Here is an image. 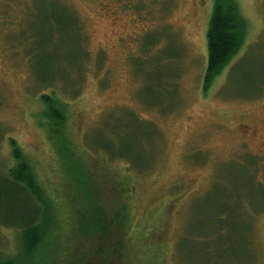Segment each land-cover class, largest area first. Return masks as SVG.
<instances>
[{
    "label": "rangeland",
    "instance_id": "rangeland-1",
    "mask_svg": "<svg viewBox=\"0 0 264 264\" xmlns=\"http://www.w3.org/2000/svg\"><path fill=\"white\" fill-rule=\"evenodd\" d=\"M234 1L247 36L204 91L215 0H0V189L12 139L65 231L69 206L126 205L136 227L165 221L163 264H264V0ZM51 90L67 105L59 137L39 125ZM13 220L0 205L17 259Z\"/></svg>",
    "mask_w": 264,
    "mask_h": 264
},
{
    "label": "trees",
    "instance_id": "trees-1",
    "mask_svg": "<svg viewBox=\"0 0 264 264\" xmlns=\"http://www.w3.org/2000/svg\"><path fill=\"white\" fill-rule=\"evenodd\" d=\"M71 20L69 29L79 36L82 44L85 37L78 30V19ZM247 32V22L241 16L237 3L234 0H215L206 34L204 91L221 76L239 53ZM82 48L86 57L83 45ZM38 103L39 117L45 121L43 125L39 122V125L47 126L50 134L59 137L60 129L67 119L66 103L53 90L40 93ZM63 137L59 138L63 144L60 149L65 151L68 147ZM65 139L73 148H77L69 135ZM9 144L13 165L8 170L4 189H0L4 192L0 195V205L5 206V210L13 215L14 230L19 235L23 255L14 259L12 257L15 254L1 251L0 248V264H88L91 254L96 256L92 264H163L160 250L166 225L162 217L145 224L139 219L140 226L136 227L126 205L113 209V212L105 211L98 204L95 208L87 205L88 211L69 206V209L66 208L71 216L68 225H72L73 229L65 231L61 228V210L56 207L55 197L39 181L34 168L30 166L16 142L11 139ZM74 155L76 152L71 151V161ZM80 178L84 179L85 176L80 174ZM87 181L94 190V204L97 194L102 192L92 180ZM128 188L129 185L125 187L123 194H127L124 197L130 203L134 191ZM160 223L163 227L155 233L154 228ZM90 243L94 244L93 248Z\"/></svg>",
    "mask_w": 264,
    "mask_h": 264
}]
</instances>
